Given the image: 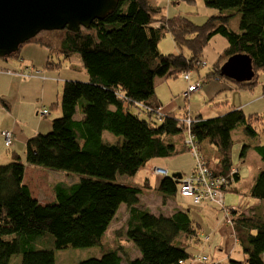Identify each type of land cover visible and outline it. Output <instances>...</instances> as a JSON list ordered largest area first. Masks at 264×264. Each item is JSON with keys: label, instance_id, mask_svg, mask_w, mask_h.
Here are the masks:
<instances>
[{"label": "trees", "instance_id": "trees-1", "mask_svg": "<svg viewBox=\"0 0 264 264\" xmlns=\"http://www.w3.org/2000/svg\"><path fill=\"white\" fill-rule=\"evenodd\" d=\"M204 3L216 13L203 25H195L183 15L168 17L155 0H119L114 12L95 20L88 29L45 31L30 41L45 39L41 41L49 50L45 69H58V64L51 61L50 54L54 52L61 53L65 61L78 54L83 77L65 81L59 117L51 119L49 132H39L28 139L25 162L20 153L13 151L11 160L0 164V264H12L15 256L21 257L19 264H56L53 249L33 247L34 240L46 234L53 237L58 250L102 245L122 205L128 219L117 237H125L139 255L131 258L121 245L101 258L76 264H122L124 259L126 264H264V172L251 177L245 189L246 196L261 204L248 215L231 208L233 222L225 214L242 252L240 258L230 256L227 261H211L196 252L198 242L203 245L209 239L199 237L200 225H194L189 208L155 215L140 205V196L147 189L156 191L164 204L181 193V174L175 178L165 176L155 186L148 180L139 187L117 183L118 175L134 177L153 160L190 151L183 136L188 130L184 122L188 115L179 119L160 111L156 79L191 72L195 61L201 59L217 36L228 41L223 53L227 61L237 55L252 59L254 78L238 83L240 89L252 87L260 74L264 75V0ZM236 16L240 18L238 32L230 28ZM166 35H171L179 49L190 51L162 53L160 42ZM219 63L213 74H206L208 78L214 75L218 81L226 80L221 69L216 71ZM133 108L144 111L146 118L132 112ZM189 119L190 134L214 180L225 179L227 192L233 188L239 193L236 185L241 181L240 170L232 171V131L242 125L247 136L256 138L261 130L263 143L252 147L264 161V115L248 118L233 107L217 118L205 119L197 114ZM105 132L123 137V141H105ZM179 136L180 144L176 143ZM212 146L216 154L210 151ZM26 163L77 174L81 179L74 184L53 182V199L42 205L26 182ZM225 207L224 192V211Z\"/></svg>", "mask_w": 264, "mask_h": 264}, {"label": "rangeland", "instance_id": "rangeland-1", "mask_svg": "<svg viewBox=\"0 0 264 264\" xmlns=\"http://www.w3.org/2000/svg\"><path fill=\"white\" fill-rule=\"evenodd\" d=\"M155 1L158 3V5L163 7L164 13L168 17L183 15L189 18L195 25H203L213 14L216 13L215 9H211L205 5L204 0H195L194 3H188L186 1L180 0ZM239 26L240 18L239 16H236L231 20L230 28L238 32ZM215 38L212 39L211 43L206 47L201 59L198 58L195 61L194 69L191 72H186L184 74L178 73L175 77L166 78L169 79L171 86L167 87V84L157 86L156 95L162 102L163 107H167L170 104V100H176L177 105L181 107L176 115L179 119H183L184 115H186V108L192 113L191 117H194L199 113L205 115V113L208 111L211 112L209 113L210 115L205 116L211 117L207 119L220 117V115L229 112L233 107L236 109H241L248 118L254 117L255 115H259L260 117L263 116V74H260L261 76L258 78V82L255 85L247 89H240L238 84L239 82L237 80L226 78V80H223V82L231 84L234 86V89L232 88L217 92V96L214 94L211 96V98L203 93V86L208 85L210 81H218V78L214 77V75L208 78L206 74H213L215 72L214 66L217 61H220L218 65V68H220L216 69L217 73L222 68L224 63L227 62L226 58L223 57V53L228 46V41L222 36H217ZM30 41L31 40L23 44L19 51L13 54V57L0 59V164L10 161V153L14 150L23 156L22 161L25 162L26 151V143L22 142H19V147H16L15 149L5 148L1 123H4L8 117L4 115V111L1 109L4 104H7V106L11 107V109L14 111L16 119L19 123H22L23 126H28L34 130H38L40 122L47 124L49 129L41 133H47L52 128V120L49 117H44L39 114L42 109L46 108L47 104H43L39 99L35 101L31 98H24L21 94L17 98L18 91L15 87V84L8 76L17 74L16 71H20V64L26 62L28 64L34 63V69L36 75H39L38 77H43L45 71L47 70L57 72V74L61 71L63 75H69L66 77V79H82L83 77V73L80 71V69H83V63L80 61V59L72 60L71 66L69 63H65L66 59L59 52L50 54L52 57L51 61H53L55 64H58V69H44L49 57L47 53V46L41 43V41L45 42V39H41V41L37 42ZM173 45L174 43L171 35H166V37L162 39L159 49L162 53H173ZM189 51L190 50L186 48L182 50L178 48V53L180 52L186 54ZM74 55L77 58H80L78 54ZM40 73H42V75H40ZM186 75L189 76V80L185 78ZM190 78H192V82L198 81L194 91H189L188 89L187 82L190 81ZM47 82L49 85H47L45 88V94H48L52 90L53 82L49 80ZM58 82L59 83H54L59 84V98L61 99L63 83L60 81ZM243 90L248 92H244ZM36 102L39 103V107L36 105ZM54 110L57 111L56 108H54ZM132 112L137 114L140 113L141 118H146V113L144 111L140 112L137 108H133ZM187 115L188 116L185 117V123L189 118H191L189 114ZM32 121H34V124L31 123ZM258 134L259 136L256 138L247 136L242 125L238 126L232 131L233 146L231 150V156L234 168L232 171H237V169H239L241 174L240 184L236 185L237 190L240 192L237 193L230 191L225 194V203L227 206L225 207V211L226 215L229 216V220L232 222L233 219H231L230 216L231 208H236L248 215L249 212H252L251 210L254 208L253 205L255 202H260L257 199H252L251 203L249 204L247 199L244 201L241 200L244 198L242 194L245 192L246 186H248V182L251 180V176H257L261 172H264V161L252 147L254 144L263 143V135L261 130H258ZM183 136H185L186 139L187 135L184 134ZM103 137L105 141L112 143L119 142V140L123 141V137L115 136L110 132H105ZM181 141V136L176 138V143L180 144ZM209 149L210 151L212 150L214 154H216V148L214 146L210 147ZM212 152L211 157L214 156ZM211 164H213V162H211ZM195 167V156L191 151H188L184 154L174 157L153 160L149 162L146 167L141 168L134 177L118 175L117 183L139 187L142 186L146 180H148L153 186H155L160 183L164 176L162 177L153 173L150 168L167 170L169 177H173L177 174L187 177L193 173ZM80 179V176L77 174H70L65 171H54L30 164L28 165V163H26V182L31 189L33 197L37 199L42 205L48 204L53 199L51 192V185L53 182L62 180L66 183L74 184L78 183ZM231 190H233V188ZM205 200L207 204H212L217 208L211 206L207 207L204 204H194L190 198L182 197L181 193L179 192L177 196L172 197L171 200H168L173 202V204H167L168 201L164 204L162 197L156 191L147 189L143 191L142 195L140 196V205L142 208L151 210V212L155 215H158L161 212H171L176 206L185 209L189 208L191 211L190 215L194 220V225H200L197 231L202 234H208L210 236L213 235L209 242L207 241L203 245H196V251H198L201 255H206L211 261L213 259L225 260V258L228 257V250L226 249L225 243H223V240L221 239L222 234L216 233L219 225L225 226L227 223L224 216V205L220 198H217V200L206 198ZM241 202L243 205H240ZM245 202L247 203L246 205H244ZM248 206L250 207L247 208ZM127 219V209L124 205H122L115 220L109 227L106 235L103 237L102 245L99 246L87 248H75L70 246L68 248L58 250L55 248L53 237L49 234H46L44 235L46 237H37L33 242V247L35 249L44 250L53 249L55 251L56 264H76L90 258H101L105 253L114 249H119L121 245H123V248L128 251V255L131 258H135L137 255H139V253L134 245L129 243L125 237H117V232L122 228H125ZM233 235L235 236L234 233ZM185 238L186 237H182V239ZM177 242L178 241H176V243ZM235 248V252L233 251L234 253L229 254V257L231 256L232 259L240 258L242 256L240 246L238 245ZM20 258V256H15L12 264H19ZM122 264H126L125 259Z\"/></svg>", "mask_w": 264, "mask_h": 264}, {"label": "water", "instance_id": "water-1", "mask_svg": "<svg viewBox=\"0 0 264 264\" xmlns=\"http://www.w3.org/2000/svg\"><path fill=\"white\" fill-rule=\"evenodd\" d=\"M118 3L119 0H0V59L12 57L43 31L88 29L95 20L114 12ZM220 71L222 76L239 83L251 82L255 75L247 55L230 58Z\"/></svg>", "mask_w": 264, "mask_h": 264}, {"label": "crops", "instance_id": "crops-1", "mask_svg": "<svg viewBox=\"0 0 264 264\" xmlns=\"http://www.w3.org/2000/svg\"><path fill=\"white\" fill-rule=\"evenodd\" d=\"M154 26L158 27V24H154ZM173 43H174V41H173ZM172 48H173V50H172L173 53L178 52V48H177L175 43L172 46ZM164 54H166V53H164ZM74 59L77 60L79 58H77L74 55L71 60L65 61V63H69L72 66L71 61ZM20 66H21L19 68L20 71H16V73H20L22 71H25V72H27L29 77L25 78L24 76H22L20 74L8 76L13 81V83L15 84V87L18 91L17 98L21 94L24 98L25 97L31 98V99H34L35 101L39 99L43 104H47L46 108H49L51 110V114L48 117L50 119H52L60 111V108H59V101H60L59 84H56V83H59L58 81H60L63 83V87H64V83L67 80L66 77L69 75H63L59 69L60 72L58 74H57V72L47 70V71H45L43 77H38L39 75L38 76L36 75V72L34 69V63L28 64V63L24 62V63H21ZM40 75H42V73H40ZM48 80L53 82L52 90L48 94H45V88L47 85H49L47 82ZM54 82H56V83H54ZM187 83L189 86V84H193L195 82H192V78H190V81ZM163 84H165V85L167 84V87L171 86L169 79H166V78L156 79V82H155L156 88L158 85H163ZM232 88L234 89V86H232L231 84H229L227 82H223L222 80H220V81L214 80V82L210 81V83L208 85L203 86L202 89H203V93L208 95L209 98H211V96H213L214 94H215V96H217V92H221V91H224L227 89H232ZM243 91L248 92L245 90H243ZM157 101L159 102V104L161 106L160 111L163 114H166V115L167 114H175V115H177V112L181 109V107L177 105L176 100H174V101L170 100V104L167 107H163L162 102L159 100L158 97H157ZM54 104H56V105H54ZM36 105L39 107L38 102H36ZM54 108H56L57 111H55ZM1 109L4 111V115L8 117V119L4 123H1L2 133L5 130H10L13 132V134H14V141H13V146H12L13 149H15L16 147H19V142L27 143L28 138L32 137L33 135H36L39 132H44L45 130L49 129L48 125L43 124L42 122H40V126H39L38 130H34L28 126L25 127V126H23L22 123L18 122V120L15 117L14 111L11 109L10 106H7V104H4V106H2ZM209 113H211V112L208 111L207 113H205V115L202 113H199V114H201L203 116V118L207 119V118H211V117H205L206 115H210ZM185 114H189L191 117L192 113L186 108ZM214 116H216V115H214ZM31 123L34 124V121H32ZM1 141H2V139H1ZM15 141H17V142H15ZM10 159H11V153H10ZM253 176H256V175H253ZM253 176H251V177H253ZM151 186H153V185L151 184ZM231 191H234V189ZM226 193L227 192H225V194ZM242 196H244V198L241 200L244 201L247 199V202L249 204L251 203L252 198H250L249 196H246L245 192L242 194ZM169 203L173 204V202H171V201L167 202V204H169ZM246 204L247 203L245 202L244 205H246ZM259 204H261V202H259V203L255 202L253 207H256V205H259ZM204 205L207 207L211 206V207L217 208L216 206H214L212 204H204ZM240 205H243L242 202L240 203ZM249 207L250 206H248L247 208H249ZM178 208L183 209L182 207L176 206L175 208H173V210L178 209ZM168 213H170V212H168ZM224 216H225V213H224ZM216 233L222 234L221 239L223 240V243H225V245H226V249L228 250V257H229V254L234 253L235 252L234 250H236L235 247L238 246L237 241L233 240V237H232V236H234L233 235L234 229L232 227L228 226L226 223L225 226L219 225ZM199 235L201 237L207 236V238L209 239L208 241H210L212 236H213V235L210 236L208 234H202V233H199ZM198 244H201V242H198ZM220 244H221V242H220ZM220 250H222V249H220ZM196 252H198V251H196ZM228 257L225 258L226 261H227ZM220 260H223V259H220ZM225 260H223V261H225Z\"/></svg>", "mask_w": 264, "mask_h": 264}, {"label": "built area", "instance_id": "built-area-1", "mask_svg": "<svg viewBox=\"0 0 264 264\" xmlns=\"http://www.w3.org/2000/svg\"><path fill=\"white\" fill-rule=\"evenodd\" d=\"M185 78L189 80V76L186 75ZM196 85H190L189 91H194ZM44 114H48V111L44 110ZM188 130H186V144L189 145L190 151L195 156L196 160V167L193 173L190 176L182 177L180 181V192L184 198H191L196 203H200L206 201V198H210L212 200H217L220 198L224 205V192L226 189H229L228 182L225 179H215L213 178L212 174H210L209 167L206 165V162L202 155L200 154L196 144L194 143V138L190 134V124L191 120L188 119L186 121ZM6 144L9 146L11 145V141L13 135L11 132H5L4 134ZM153 173L160 175V176H167L168 171L159 168H150ZM234 172V171H233ZM237 172V171H235ZM227 216V215H226ZM229 217V216H227ZM230 222V220H229ZM206 260V258H204ZM197 262L198 260H193Z\"/></svg>", "mask_w": 264, "mask_h": 264}, {"label": "clouds", "instance_id": "clouds-1", "mask_svg": "<svg viewBox=\"0 0 264 264\" xmlns=\"http://www.w3.org/2000/svg\"><path fill=\"white\" fill-rule=\"evenodd\" d=\"M82 29V28H81ZM86 29V28H85ZM43 32H45V31H43ZM40 34V33H39ZM13 57V56H12ZM17 74H20V75H26L27 77H29V75L27 74V72H25V71H22V72H20V73H17ZM182 74H184V73H182ZM69 79H67L66 81H68ZM191 85H196V83H194V84H191ZM62 97V96H61ZM60 101H61V99H60ZM60 101H59V104H60ZM59 108H60V106H59ZM42 110H46V111H48V116H50V114H51V110L49 109V108H44V109H42ZM5 132H11L12 133V135H13V138H12V141H11V145H7L6 144V141H5V147L6 148H10V147H12L13 146V141H14V134H13V132L12 131H10V130H5L4 132H3V134L5 133ZM167 176H169V173H168V175ZM182 176V175H181ZM165 177V176H164ZM183 177V176H182ZM182 177H181V179H182ZM181 179L179 178L178 180H179V182L181 181ZM224 209V208H223ZM225 214H226V211H225Z\"/></svg>", "mask_w": 264, "mask_h": 264}, {"label": "bare ground", "instance_id": "bare-ground-1", "mask_svg": "<svg viewBox=\"0 0 264 264\" xmlns=\"http://www.w3.org/2000/svg\"><path fill=\"white\" fill-rule=\"evenodd\" d=\"M45 69V68H44ZM51 69V68H50ZM53 69V68H52ZM25 78L27 77L26 75H23ZM70 80V79H69ZM39 114L41 115V116H44V117H48V114H44V110H41L40 112H39ZM56 117H59V113L57 114V116ZM222 189H224L225 190V192H227V190L228 189H226L225 187H222Z\"/></svg>", "mask_w": 264, "mask_h": 264}]
</instances>
